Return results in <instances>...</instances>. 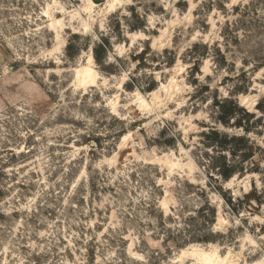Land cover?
<instances>
[{
	"label": "rangeland",
	"instance_id": "1",
	"mask_svg": "<svg viewBox=\"0 0 264 264\" xmlns=\"http://www.w3.org/2000/svg\"><path fill=\"white\" fill-rule=\"evenodd\" d=\"M109 1L0 0V264H264V0Z\"/></svg>",
	"mask_w": 264,
	"mask_h": 264
},
{
	"label": "bare ground",
	"instance_id": "2",
	"mask_svg": "<svg viewBox=\"0 0 264 264\" xmlns=\"http://www.w3.org/2000/svg\"><path fill=\"white\" fill-rule=\"evenodd\" d=\"M88 1H89L90 6L87 9H88V11H90V10H92L93 7H95V4H94V2H92V0H88ZM117 2H118V0L109 1L107 4L108 9L106 11L107 12H115V10L118 7ZM90 61H92V58H90ZM78 75H81L82 77H84V79H86V78L94 79L95 72L90 68H83L82 70H78ZM242 101L244 102L245 100L243 99ZM156 156L152 155L151 158L149 159V163L151 165H153V163H155L157 161ZM197 257H198L199 261L201 262V264H234L233 262H231L229 260L228 256L226 258H220V256H218L215 252L201 251L200 254L197 255Z\"/></svg>",
	"mask_w": 264,
	"mask_h": 264
},
{
	"label": "water",
	"instance_id": "3",
	"mask_svg": "<svg viewBox=\"0 0 264 264\" xmlns=\"http://www.w3.org/2000/svg\"><path fill=\"white\" fill-rule=\"evenodd\" d=\"M98 0H95V2H97Z\"/></svg>",
	"mask_w": 264,
	"mask_h": 264
}]
</instances>
